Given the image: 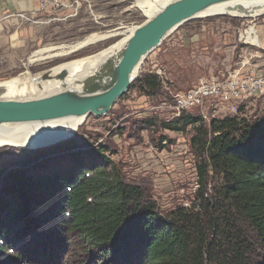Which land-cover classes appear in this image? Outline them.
<instances>
[{"label": "trees", "instance_id": "16d2710c", "mask_svg": "<svg viewBox=\"0 0 264 264\" xmlns=\"http://www.w3.org/2000/svg\"><path fill=\"white\" fill-rule=\"evenodd\" d=\"M138 80L151 95L161 88L152 72ZM242 109L207 126L191 112L160 121L163 130L191 127L198 157L190 206L166 212L99 144L48 148L77 149L63 168H45L37 159L48 149L32 150L1 180L0 264H264V116ZM75 254L84 260L72 262Z\"/></svg>", "mask_w": 264, "mask_h": 264}, {"label": "rangeland", "instance_id": "374dc122", "mask_svg": "<svg viewBox=\"0 0 264 264\" xmlns=\"http://www.w3.org/2000/svg\"><path fill=\"white\" fill-rule=\"evenodd\" d=\"M0 1L8 3L11 0ZM73 1L78 5L75 14L60 22L50 20L48 13L34 10L4 16L0 21V82L18 78L29 79L32 83L34 77H39L55 64L58 66L105 50L124 37V33L88 44L65 56L31 61L33 54L42 48L74 44L92 33L107 34L119 27L117 31L124 32L127 27L147 18L136 7L137 0ZM82 7L88 13L79 16ZM94 16L103 25L95 22ZM249 28L255 30L261 44L253 42L254 38L242 39L241 34ZM157 68L165 72V82L173 92L186 90L199 78L218 72L240 70L264 76V13L257 16L221 14L196 17L184 23L145 57L129 91L110 111L106 115L87 116L68 139L71 142L68 146L73 144L81 150L99 144L125 181L139 184L158 209L166 212L178 205L190 206L198 186L195 167L198 157L190 145L194 134L191 127L183 132L158 127L170 111L160 105L161 101L169 99L167 87L161 84L160 90L151 95L142 90L138 80ZM240 108H243L242 116H264V95L248 98L239 105ZM211 109V106H204L189 112L202 117L205 126L212 118L234 115L224 108L213 114ZM145 119H154L155 127L145 126ZM32 150L0 148V184L6 171L21 166L34 154ZM75 150L48 149L42 159L37 160L48 162L45 168H63L71 165L69 152ZM83 260L84 257L75 254L71 261Z\"/></svg>", "mask_w": 264, "mask_h": 264}, {"label": "water", "instance_id": "95a60500", "mask_svg": "<svg viewBox=\"0 0 264 264\" xmlns=\"http://www.w3.org/2000/svg\"><path fill=\"white\" fill-rule=\"evenodd\" d=\"M229 1L234 0L166 2L155 15L133 25L122 47L113 57L104 60L94 74L84 78L78 90H63L32 99H0V124L42 121L67 116L85 119L89 115H106L116 101L128 92L137 75L133 74L135 68L140 67L145 57L157 48L168 34L194 19L206 8ZM55 66L57 64L43 72L37 78L38 81L64 80L67 76L65 70L52 76L51 69ZM75 132L58 141L57 144L68 140ZM52 146L54 145H43L33 150L47 149Z\"/></svg>", "mask_w": 264, "mask_h": 264}, {"label": "bare ground", "instance_id": "6f19581e", "mask_svg": "<svg viewBox=\"0 0 264 264\" xmlns=\"http://www.w3.org/2000/svg\"><path fill=\"white\" fill-rule=\"evenodd\" d=\"M168 1L171 0H137L136 7L143 15L151 17L159 12ZM263 13L264 0H234L212 5L199 12L194 18L221 14L231 16H257ZM118 29L107 34L92 33L74 44L47 47L36 51L33 54L34 59L31 61H41L65 56L88 44L124 33V37L105 50L78 60L67 61L51 69L52 76L61 70L66 71L67 76L62 81L55 79L38 81V76H36L32 79V83H30L29 79L23 81L18 78L0 82V99H32L63 90H78L80 82L84 78L94 74L104 60L116 54L124 44L125 38L132 31L133 27H127L124 32L117 31ZM242 34H245L246 41L249 38H254L256 42L259 40L253 28L247 29ZM138 70L139 67H136L133 74H137ZM83 120V117L67 116L42 121L2 123L0 124V148L6 146L32 150L39 146L56 144L58 141L71 136L79 125L82 124Z\"/></svg>", "mask_w": 264, "mask_h": 264}, {"label": "built area", "instance_id": "2783aa9c", "mask_svg": "<svg viewBox=\"0 0 264 264\" xmlns=\"http://www.w3.org/2000/svg\"><path fill=\"white\" fill-rule=\"evenodd\" d=\"M77 6V1L73 0H38V6L34 11L48 13L50 20L64 21L75 14ZM153 73L157 75L162 86L167 87L169 99L160 103L162 108L170 110L165 118L166 121L204 106H211L213 114L224 108L235 115L239 105L248 98L264 95V76L249 74L246 71L234 70L210 74L199 78L190 88L177 92L171 91L166 84L165 72L161 68H157ZM88 174L89 172L85 173ZM66 189L69 190L68 187Z\"/></svg>", "mask_w": 264, "mask_h": 264}, {"label": "crops", "instance_id": "0c3cea01", "mask_svg": "<svg viewBox=\"0 0 264 264\" xmlns=\"http://www.w3.org/2000/svg\"><path fill=\"white\" fill-rule=\"evenodd\" d=\"M37 4H38V0H11L8 3H4V2L0 1V21H2L4 19V16L6 14H11L13 12H19V11H23V12L33 11L37 8ZM82 4H85V1H83ZM82 13H85V14L88 13L87 9L85 7L81 8V13L79 14V16ZM95 17L96 16H94V21L97 22L95 20L96 19ZM97 17L101 18L100 15H97ZM97 23H99V25H103L101 22H97ZM35 28H36V26H35ZM244 35L245 34H241V37L245 40ZM253 42H255L256 44H261V40H258V42H256V41H253Z\"/></svg>", "mask_w": 264, "mask_h": 264}, {"label": "flooded vegetation", "instance_id": "af4514ba", "mask_svg": "<svg viewBox=\"0 0 264 264\" xmlns=\"http://www.w3.org/2000/svg\"><path fill=\"white\" fill-rule=\"evenodd\" d=\"M53 69V68H52Z\"/></svg>", "mask_w": 264, "mask_h": 264}]
</instances>
